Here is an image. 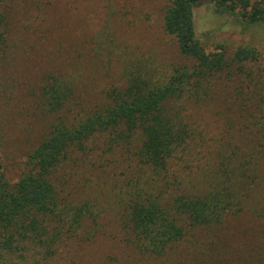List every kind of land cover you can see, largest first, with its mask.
I'll return each instance as SVG.
<instances>
[{
	"label": "trees",
	"instance_id": "trees-1",
	"mask_svg": "<svg viewBox=\"0 0 264 264\" xmlns=\"http://www.w3.org/2000/svg\"><path fill=\"white\" fill-rule=\"evenodd\" d=\"M213 1L218 12L250 21L264 13V0ZM201 2L168 0L163 28L174 41L171 57L136 58L109 44L124 64L123 82L87 105L73 104L72 80L47 74L41 99L55 117L49 130L18 180L5 178L0 161V258L31 247L47 260L63 240L94 237L105 208L82 198L77 176L95 153L113 152L123 169L106 211L116 210L134 250L160 257L198 234H237L255 254L251 264H264V93L254 98L245 83L259 53L241 46L231 54L223 43L208 48L195 28ZM12 6L0 0V72L11 46ZM227 87L238 105L215 136L202 117Z\"/></svg>",
	"mask_w": 264,
	"mask_h": 264
},
{
	"label": "rangeland",
	"instance_id": "rangeland-1",
	"mask_svg": "<svg viewBox=\"0 0 264 264\" xmlns=\"http://www.w3.org/2000/svg\"><path fill=\"white\" fill-rule=\"evenodd\" d=\"M167 3L168 0H12L11 46L0 72V161L5 178L11 182L19 179L29 152L39 144L55 118L42 105V86L47 74L62 75L74 82L78 98L73 104L78 109L104 96L111 85L123 82L124 64L117 54L109 52V44L117 51L127 49L136 58L155 56L161 60L174 55V41L163 28ZM252 3L264 7V1ZM262 15L250 21L240 13H220L213 0H202L194 9L197 35L208 48L223 43L231 54L241 46L258 51L259 58L250 63L254 80L245 78L254 98L260 91L264 93ZM233 90L221 88L223 99L205 110L202 122L209 127L210 134L218 136L219 129L228 122L225 117L238 105L231 98ZM196 112L201 115L203 110L197 108ZM121 160L116 153L97 152L77 176L82 198L97 201L101 210L105 208L94 237L63 240L56 255L47 260L36 249L23 247L0 258V264H246V260L251 264L254 261L255 254H250L252 249L246 245L247 240L237 234H198L160 257L143 256L134 250L126 242L116 210L106 211L107 206H113L106 197L109 192L114 196L111 189L122 172Z\"/></svg>",
	"mask_w": 264,
	"mask_h": 264
}]
</instances>
